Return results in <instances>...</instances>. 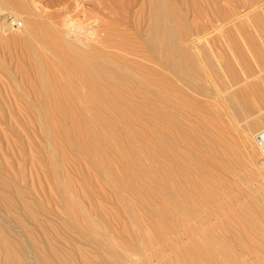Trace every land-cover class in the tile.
I'll list each match as a JSON object with an SVG mask.
<instances>
[{"label":"rangeland","instance_id":"rangeland-1","mask_svg":"<svg viewBox=\"0 0 264 264\" xmlns=\"http://www.w3.org/2000/svg\"><path fill=\"white\" fill-rule=\"evenodd\" d=\"M167 1L152 105H41L0 53V264H264V8Z\"/></svg>","mask_w":264,"mask_h":264},{"label":"bare ground","instance_id":"bare-ground-1","mask_svg":"<svg viewBox=\"0 0 264 264\" xmlns=\"http://www.w3.org/2000/svg\"><path fill=\"white\" fill-rule=\"evenodd\" d=\"M88 1L0 0V21L12 14L10 22H0L2 58L24 65L22 82L41 105H152L164 93V72H182L177 5L143 0L136 9L138 0ZM245 3L264 8V0ZM191 6L223 8L219 0ZM15 22L21 36L16 29L6 33Z\"/></svg>","mask_w":264,"mask_h":264},{"label":"built area","instance_id":"built-area-1","mask_svg":"<svg viewBox=\"0 0 264 264\" xmlns=\"http://www.w3.org/2000/svg\"><path fill=\"white\" fill-rule=\"evenodd\" d=\"M261 140H262V143L264 144V134H261Z\"/></svg>","mask_w":264,"mask_h":264}]
</instances>
